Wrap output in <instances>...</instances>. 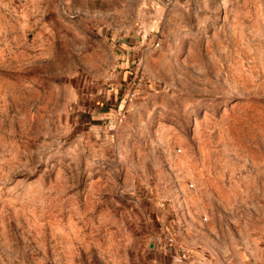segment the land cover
Returning <instances> with one entry per match:
<instances>
[{
	"label": "rangeland",
	"instance_id": "374dc122",
	"mask_svg": "<svg viewBox=\"0 0 264 264\" xmlns=\"http://www.w3.org/2000/svg\"><path fill=\"white\" fill-rule=\"evenodd\" d=\"M0 264H264V0H0Z\"/></svg>",
	"mask_w": 264,
	"mask_h": 264
}]
</instances>
